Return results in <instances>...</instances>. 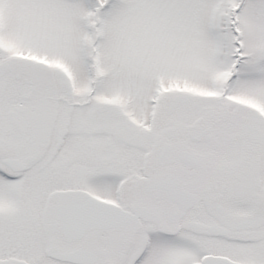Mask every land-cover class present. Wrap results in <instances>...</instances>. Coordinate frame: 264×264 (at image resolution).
<instances>
[{"label": "snow or ice", "instance_id": "snow-or-ice-1", "mask_svg": "<svg viewBox=\"0 0 264 264\" xmlns=\"http://www.w3.org/2000/svg\"><path fill=\"white\" fill-rule=\"evenodd\" d=\"M0 264H264V0H0Z\"/></svg>", "mask_w": 264, "mask_h": 264}]
</instances>
